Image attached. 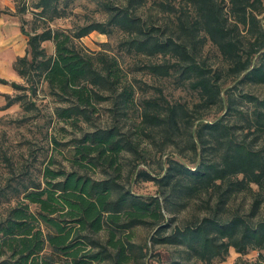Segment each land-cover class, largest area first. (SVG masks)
<instances>
[{
	"label": "trees",
	"instance_id": "trees-1",
	"mask_svg": "<svg viewBox=\"0 0 264 264\" xmlns=\"http://www.w3.org/2000/svg\"><path fill=\"white\" fill-rule=\"evenodd\" d=\"M69 1L31 4L35 25L21 20L27 47L13 62L25 85L0 78L19 90L3 93L2 108L31 109L44 85L55 118L79 133L65 143L68 168L50 162L34 177L6 157L0 264H219L230 248L232 264H256L244 259L252 250L263 260L264 94L252 87L264 85V0H94L104 21L51 27ZM93 30L118 33L116 53L77 44ZM139 74L193 97H167ZM149 147L160 153L155 168ZM139 181L156 191L135 192ZM139 227L150 231L143 242Z\"/></svg>",
	"mask_w": 264,
	"mask_h": 264
},
{
	"label": "rangeland",
	"instance_id": "rangeland-1",
	"mask_svg": "<svg viewBox=\"0 0 264 264\" xmlns=\"http://www.w3.org/2000/svg\"><path fill=\"white\" fill-rule=\"evenodd\" d=\"M14 1V14H16L19 24L21 20L25 19V28L31 29L32 24L30 22L34 18V13L38 9L33 8L31 4L36 0H13ZM70 4L67 8V15L54 19L49 23L51 27H58L63 29H72L78 25L85 24L91 21H104L106 19V13L101 9L100 5L94 0H70ZM16 5H24L26 10L22 13L16 12ZM262 22H264V14L259 15ZM36 24H39V16L35 15ZM18 35V34H17ZM15 35L14 37H17ZM24 38L22 45H20V52L22 54L15 53V58L24 54L23 49L26 50V36L20 34ZM19 35V36H20ZM119 39V34L107 35L105 33H100L96 30L90 31L83 37L77 40V44L85 51H98L105 50L109 53H116V42ZM47 53L54 52V45L52 41L43 42ZM210 48L209 55L216 56L214 47L208 44L205 47V53L207 49ZM133 56L126 57L125 62L129 65V62H134ZM130 68V65L129 67ZM143 81L152 84L154 87L161 86L163 92L167 97L177 98V99H190L193 96L187 91L183 90L182 87H176V85L170 80L158 81L155 78H148L145 75H138ZM2 78V77H0ZM5 78V77H4ZM8 80L16 81L22 85H25V81L19 77L14 71ZM1 83V82H0ZM3 84V83H1ZM253 90L262 95L264 94V85L252 87ZM152 90V89H151ZM22 93H28V90H21ZM19 90H15L10 84L4 86L0 89V96L3 93L15 94ZM33 101V106L31 109L24 110L20 103H14L7 108H2L0 104V184L8 176V167L6 164V157H8L12 163L17 167L24 165L28 167L34 177L41 176V169L46 164L51 162V167L64 166L68 168L67 157L70 153V148L67 143L71 137L74 135H79V133L73 127L57 120L54 116V107L58 103L47 94L44 85H39L35 95L30 96ZM106 103L99 105L100 113L97 115L99 117L95 122L100 124L107 121L105 107ZM86 127L85 124H83ZM170 151V148L167 149ZM149 160H147L148 165L155 168V160H158L160 153L154 148L149 147ZM145 166L149 168V166ZM144 166V164H140ZM132 189L135 192L143 194H152L156 191V187L151 181H139L132 183ZM166 215H170L166 213ZM194 215L193 207L185 209L183 212L175 214L177 218L176 222L181 224L182 221L191 218ZM150 231L146 228H136L135 229V240L138 242H143L149 236ZM148 245H151L148 240ZM156 250L166 251L164 246H156ZM237 253L233 248H230L229 255L226 260L220 262L219 264H232L238 257ZM244 259L247 262H256V264H264V259L257 261V251L252 250L246 255Z\"/></svg>",
	"mask_w": 264,
	"mask_h": 264
},
{
	"label": "crops",
	"instance_id": "crops-1",
	"mask_svg": "<svg viewBox=\"0 0 264 264\" xmlns=\"http://www.w3.org/2000/svg\"><path fill=\"white\" fill-rule=\"evenodd\" d=\"M13 0H0V77L7 78L14 73L13 62L15 53L20 52V45L24 38L21 37V24H19L16 14H14ZM18 34V35H17ZM17 35V37H14ZM20 35V36H19ZM24 53L26 50H22ZM5 83H0V89H3ZM5 103V98L0 96V104Z\"/></svg>",
	"mask_w": 264,
	"mask_h": 264
}]
</instances>
